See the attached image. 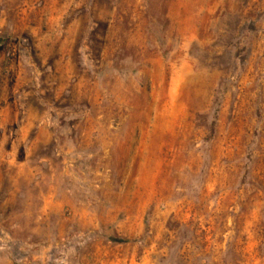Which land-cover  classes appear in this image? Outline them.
Segmentation results:
<instances>
[{"label": "rangeland", "instance_id": "rangeland-1", "mask_svg": "<svg viewBox=\"0 0 264 264\" xmlns=\"http://www.w3.org/2000/svg\"><path fill=\"white\" fill-rule=\"evenodd\" d=\"M0 264H264V0H0Z\"/></svg>", "mask_w": 264, "mask_h": 264}]
</instances>
